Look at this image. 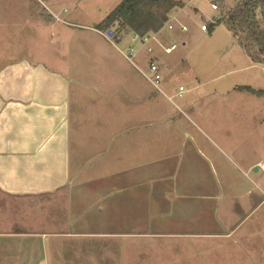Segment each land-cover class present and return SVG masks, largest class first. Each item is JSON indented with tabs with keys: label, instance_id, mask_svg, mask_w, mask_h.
Here are the masks:
<instances>
[{
	"label": "crops",
	"instance_id": "crops-1",
	"mask_svg": "<svg viewBox=\"0 0 264 264\" xmlns=\"http://www.w3.org/2000/svg\"><path fill=\"white\" fill-rule=\"evenodd\" d=\"M158 56L156 48L160 64ZM141 58L144 71L148 57ZM71 85L42 61L0 64V264L83 263L107 252L115 264L163 261L191 246L201 253L203 244L226 246V263L239 264L244 246L258 252L252 235L264 227V96L238 88L258 89L238 84L209 110L191 105L176 117L159 111L154 97L123 95L117 101L129 112L120 110L119 126L103 137L108 116L75 118ZM178 98L181 106L192 101ZM161 113L171 123L155 126ZM191 115L208 120L183 125ZM75 119L95 125L97 137L75 142ZM220 254L211 251L212 260L222 261Z\"/></svg>",
	"mask_w": 264,
	"mask_h": 264
},
{
	"label": "rangeland",
	"instance_id": "rangeland-1",
	"mask_svg": "<svg viewBox=\"0 0 264 264\" xmlns=\"http://www.w3.org/2000/svg\"><path fill=\"white\" fill-rule=\"evenodd\" d=\"M124 1L0 0V64L10 58L27 57L45 62L68 75L72 80L75 118L79 114L94 118L96 112L108 116V123L103 125V137L109 136L115 123L118 125L116 117L118 119L120 110L129 112V109L123 107L124 102L117 101L118 98H125L123 95L144 94L154 97L163 103L164 109L161 110L159 102H156L159 111L169 112L172 117H176L179 116L178 109L187 112L194 106L197 112L209 110L208 106L215 104L214 100L219 94L233 92V88L238 84H250L258 90L264 89V60L253 64L257 65V69L244 70L243 68L253 61L238 45L236 37L226 24L216 25L212 33L202 30L203 25L209 26L233 10L237 0H223V4L220 0H130L132 12L120 14V19L126 25L120 33L122 38L109 39L108 32L102 36L97 28L112 12H123ZM213 1L219 5L218 11L212 9ZM147 18L158 21L155 32H160L158 40L163 46H177L169 55L156 46L165 73V84L161 86L163 93L148 83L136 66L121 53L130 45L133 32L146 33L142 24ZM46 24L51 29L47 28ZM167 25H171L174 30H167ZM183 26L187 27V32L181 31ZM113 28L115 31L119 30L118 25ZM142 61L143 58L135 60L137 65L143 68ZM235 68L239 71L232 73ZM179 86L186 89L184 99L192 100L183 106L182 100L174 97ZM164 98H171V104ZM244 105L247 109L255 107L249 103ZM165 113H161L160 117L153 116L155 126L171 123L164 121ZM191 117L193 121L185 120L183 125H203L201 122L208 120L205 115L201 116L200 120L193 115ZM139 122L141 125L146 120L139 119ZM74 123L75 142L83 143L87 138L92 141L95 135L97 137V134H92V131L96 130L95 125L88 122L78 125L76 119ZM84 127L92 130L91 134H86ZM108 128L110 130L106 134ZM261 173L262 170L259 174ZM250 174L253 175L252 172ZM259 216L264 224V214ZM254 233L252 238L259 240V250L255 253L252 251L254 247L241 248L245 255H238L241 257L239 264H264V227L261 235ZM217 249L220 250V256H224L222 261H214L211 258V251ZM96 250L98 251L97 248ZM88 256L80 258L85 262L73 264H115L109 252L105 256L95 253ZM227 256L226 246L203 244L201 253L197 247L191 246L185 256L172 253L170 258L163 261L159 257L157 261H147L146 256L139 258L137 262L122 264H227ZM103 257L107 263L102 262ZM138 257L140 255L135 258ZM91 258L101 260L90 263L88 259ZM214 259L217 260L215 255ZM49 263L54 264L51 261L47 264ZM228 264L232 263L228 261Z\"/></svg>",
	"mask_w": 264,
	"mask_h": 264
},
{
	"label": "trees",
	"instance_id": "trees-1",
	"mask_svg": "<svg viewBox=\"0 0 264 264\" xmlns=\"http://www.w3.org/2000/svg\"><path fill=\"white\" fill-rule=\"evenodd\" d=\"M130 0H125L124 5ZM167 2L168 0H158ZM223 4V0H220ZM124 5L122 11L112 12L97 29L106 33L112 31L113 38L120 37V33L124 31L126 25L120 18V14L129 13L125 11ZM226 24L236 37L238 45L252 59L254 63H260L264 60V0H237L236 6L227 15H223L216 23L208 26V31L213 32L216 25ZM119 26V30L115 31L113 27ZM158 21L154 19H145L142 28L149 32H155ZM145 33V34H146ZM122 38V37H120ZM119 38V39H120ZM243 91L250 92L256 96H264V90H255L251 87L238 88Z\"/></svg>",
	"mask_w": 264,
	"mask_h": 264
},
{
	"label": "built area",
	"instance_id": "built-area-1",
	"mask_svg": "<svg viewBox=\"0 0 264 264\" xmlns=\"http://www.w3.org/2000/svg\"><path fill=\"white\" fill-rule=\"evenodd\" d=\"M211 7L214 11H218L219 10V5L216 2H212ZM124 10L127 11H131L132 7L130 3H127L124 5ZM217 20L213 23H216ZM167 30H174V28L171 25H167L165 27ZM202 30L203 31H207L208 30V26L207 25H203L202 26ZM182 32H187L188 29L186 26H183L181 28ZM109 33H112L114 36V33L112 31H109L107 34V37L109 39H113V36H110ZM160 34V32H154L152 34L150 33H146V34H140L138 32H133L132 36H131V41H130V45L127 47V49L125 51H120L132 64H134L136 66V68L143 74V76L145 77V79H147V81L155 88L157 89L159 92H163V90H161V86L163 84V80H164V76H163V72H162V68L161 65L159 64V62L155 59L154 55L156 54V46L158 45L162 51L165 54H171L173 53L177 46L175 44H172L170 47H165L163 46V44L158 40V35ZM147 55L148 59H147V69H145L144 71L141 70L137 63L135 62V60L141 57V55ZM186 89L185 87L181 86L178 89L177 92V97H182L183 94L185 93ZM261 168L264 169V165H261Z\"/></svg>",
	"mask_w": 264,
	"mask_h": 264
},
{
	"label": "water",
	"instance_id": "water-1",
	"mask_svg": "<svg viewBox=\"0 0 264 264\" xmlns=\"http://www.w3.org/2000/svg\"><path fill=\"white\" fill-rule=\"evenodd\" d=\"M110 36H112V33H109Z\"/></svg>",
	"mask_w": 264,
	"mask_h": 264
}]
</instances>
